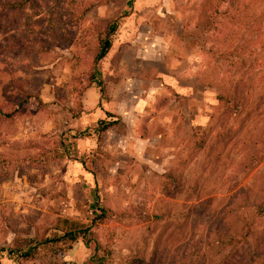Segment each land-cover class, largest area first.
<instances>
[{
    "label": "rangeland",
    "instance_id": "rangeland-1",
    "mask_svg": "<svg viewBox=\"0 0 264 264\" xmlns=\"http://www.w3.org/2000/svg\"><path fill=\"white\" fill-rule=\"evenodd\" d=\"M15 1L0 0V110L12 114L0 121V248L67 217L94 221L106 264H264V0L2 7ZM91 68L103 96L150 68L166 73L140 120L157 156L125 154L121 129L101 137L84 109ZM90 254L78 240L0 264Z\"/></svg>",
    "mask_w": 264,
    "mask_h": 264
},
{
    "label": "crops",
    "instance_id": "crops-1",
    "mask_svg": "<svg viewBox=\"0 0 264 264\" xmlns=\"http://www.w3.org/2000/svg\"><path fill=\"white\" fill-rule=\"evenodd\" d=\"M164 73L165 72H163V74ZM163 74L160 75L150 68L148 74L129 76L124 82L126 85H120L115 95H112V85H109L111 88L106 96H103L101 89L99 95L97 93L98 87H101V85H91L86 89L84 109H89V111H91L88 118L94 120L100 119V122H98V130L104 133V135L102 134L101 136L102 138L112 140V130L121 129L118 133V142H120V144L115 143V145H122L124 147L123 151L126 152L125 154L127 155L130 154L133 156L134 153L131 152L132 150L136 154H138L137 152L139 151L140 155L144 153V155H149L151 158L157 156V152H154L158 144V135L149 136L145 134L144 137H141L139 130L140 120H142V109L147 108L149 105L151 107L152 104H150V101L154 103V100L158 98L157 95L163 92L159 91V88L161 90L164 87L163 76H165L166 73L165 75ZM132 85L134 88L131 87ZM141 92H144V95H142ZM150 115L153 116L154 113ZM153 117L155 118V115ZM157 117L158 115H156V118ZM113 120H117V122ZM102 122H107L110 125L102 129V125H100ZM127 148H131L130 152ZM83 166L85 171H90L88 166Z\"/></svg>",
    "mask_w": 264,
    "mask_h": 264
},
{
    "label": "trees",
    "instance_id": "trees-1",
    "mask_svg": "<svg viewBox=\"0 0 264 264\" xmlns=\"http://www.w3.org/2000/svg\"><path fill=\"white\" fill-rule=\"evenodd\" d=\"M33 4V0H19L3 4L2 7H6L11 11H20L26 6L32 7ZM115 28V23H109L107 29L105 30V35L103 37H99L98 48L95 53L96 60L101 61L105 56L107 48L110 45V39L108 35L115 31ZM87 84V86H100L101 81L99 80L98 72L95 68H91ZM15 109L18 108L16 107ZM11 117V113H4L0 110V121H8ZM114 121L117 122V120ZM102 123V129H105L110 125L107 122ZM93 207L99 211L98 218L101 219L100 217H102L104 214L103 208L101 205L96 203ZM93 222L94 221L89 222L67 217H58L54 223L55 231H53L50 236L45 238L27 237L21 240H16L14 242V246L12 247L0 248V261L2 259V253H5L10 258L20 260L33 259L40 248L58 247L59 252L62 253L65 250L71 249L78 240H81L84 246L89 248L91 251V254L85 262L76 263L72 261H61L56 262L55 264H106L108 255L106 253H101V244L94 235Z\"/></svg>",
    "mask_w": 264,
    "mask_h": 264
}]
</instances>
